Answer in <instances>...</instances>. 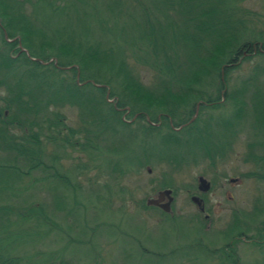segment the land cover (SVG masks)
Instances as JSON below:
<instances>
[{
    "label": "trees",
    "instance_id": "obj_1",
    "mask_svg": "<svg viewBox=\"0 0 264 264\" xmlns=\"http://www.w3.org/2000/svg\"><path fill=\"white\" fill-rule=\"evenodd\" d=\"M148 1L0 0V264L94 260L67 259L63 248L30 250L49 233L44 204L14 210L1 203L27 196L31 185L26 178L55 168L46 162L49 147L77 150L99 161L103 152L110 154L107 167L119 176L151 162L181 169L197 156L210 157L214 164L215 155L226 156L242 120L252 113L262 130L253 144L264 148V86L258 70L227 91L228 76L240 59L250 54L264 58V32L250 25L249 11L241 7L245 0ZM100 2L107 10L117 6L120 16L136 5L145 11L148 29L137 24L142 34L130 43V51L109 36L116 22L95 14ZM38 6L42 19L35 13ZM71 15L75 20H66ZM141 68L152 74L150 81ZM223 98L231 106L230 119L201 117L205 110L222 108ZM65 106L78 109L76 126L67 123ZM254 161L264 167V154ZM40 179L77 191L58 170ZM256 210L258 218L264 215V208ZM248 229L236 216L226 237L251 241ZM260 233L264 238V226ZM230 245L222 250V262L240 264Z\"/></svg>",
    "mask_w": 264,
    "mask_h": 264
},
{
    "label": "rangeland",
    "instance_id": "obj_2",
    "mask_svg": "<svg viewBox=\"0 0 264 264\" xmlns=\"http://www.w3.org/2000/svg\"><path fill=\"white\" fill-rule=\"evenodd\" d=\"M105 1L109 3L110 0ZM241 7L249 11L250 25L256 31L264 32V0H245ZM97 8L95 14L108 16L116 22L117 30L109 34L111 39L118 40L130 51V43L142 34L137 24L149 19L142 7L132 6L128 15L121 16L115 5L112 10H107L100 2ZM40 9L38 6L35 11L38 19L44 15ZM74 17L71 15L66 20H75ZM142 27L148 29L145 24ZM7 39L11 41L16 37ZM247 57L250 58L240 59L239 67L228 76V92L242 86L256 69L264 86V73L259 70L260 67L264 69V58L255 54ZM140 72L146 81H150L152 74L148 70L141 68ZM110 101L115 102V99ZM63 110L67 123L76 126L78 109L65 106ZM230 113L231 106L226 101L222 108L205 110L201 117L206 121L220 115L230 119ZM251 114L239 125L238 129L242 131L232 140L226 156L215 155L214 164L210 157L197 156L181 169L151 162L133 174L119 176L107 167V161L114 157L110 154L103 152L99 161L77 150L49 147L46 162L48 166L55 164V168L37 171L24 182L31 185L27 196L33 194L35 198L24 201L27 197L24 196L1 203L11 205L14 210L31 202L44 204L50 218L46 227L49 233L30 250L52 253L63 248L65 257H74L75 262L79 258H93L90 264H224L222 250L233 242L229 249L237 252L240 264H264V238L260 233L264 215L258 218L256 210L264 208V179L260 177L264 167L254 161L255 157L264 154V148L253 144L260 141L258 134H262V130L254 124ZM125 120L133 122L135 119ZM222 132H225L224 128ZM222 132L217 133L221 135ZM121 157H117L122 161L120 165L127 167L124 156ZM57 170L76 185V192L52 179L41 182L40 178ZM200 177L211 184L206 192L200 189ZM168 188L173 190L175 197L171 212L147 204L149 198L157 197L159 191ZM195 196L203 201L204 211L193 200ZM235 215L247 222L251 241L246 237L241 240L226 237ZM73 240L75 242L68 243Z\"/></svg>",
    "mask_w": 264,
    "mask_h": 264
},
{
    "label": "water",
    "instance_id": "obj_3",
    "mask_svg": "<svg viewBox=\"0 0 264 264\" xmlns=\"http://www.w3.org/2000/svg\"><path fill=\"white\" fill-rule=\"evenodd\" d=\"M24 50H26V49H24ZM199 180L201 183L200 189L203 192L208 191L210 186H211L210 182H208L204 177H200ZM174 199H175V197L173 194V190L168 188V189H164V190L159 191L157 197L149 198L147 200V204L149 206H158L165 212H171L172 203H173ZM193 200L200 203V198L197 196H195L193 198Z\"/></svg>",
    "mask_w": 264,
    "mask_h": 264
},
{
    "label": "flooded vegetation",
    "instance_id": "obj_4",
    "mask_svg": "<svg viewBox=\"0 0 264 264\" xmlns=\"http://www.w3.org/2000/svg\"><path fill=\"white\" fill-rule=\"evenodd\" d=\"M199 206H201L202 207V211H204V205H203V201L202 200H200V203H198V202H196Z\"/></svg>",
    "mask_w": 264,
    "mask_h": 264
}]
</instances>
